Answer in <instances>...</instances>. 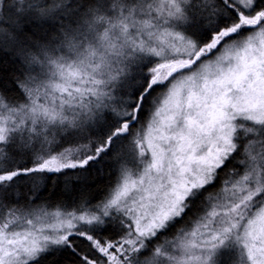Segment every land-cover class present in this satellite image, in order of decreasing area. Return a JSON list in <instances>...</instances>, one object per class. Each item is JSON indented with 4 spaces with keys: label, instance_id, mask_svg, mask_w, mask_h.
<instances>
[{
    "label": "snow or ice",
    "instance_id": "obj_1",
    "mask_svg": "<svg viewBox=\"0 0 264 264\" xmlns=\"http://www.w3.org/2000/svg\"><path fill=\"white\" fill-rule=\"evenodd\" d=\"M0 264H264V0H0Z\"/></svg>",
    "mask_w": 264,
    "mask_h": 264
},
{
    "label": "trees",
    "instance_id": "obj_2",
    "mask_svg": "<svg viewBox=\"0 0 264 264\" xmlns=\"http://www.w3.org/2000/svg\"><path fill=\"white\" fill-rule=\"evenodd\" d=\"M55 209L53 208V209H50V211H54Z\"/></svg>",
    "mask_w": 264,
    "mask_h": 264
},
{
    "label": "rangeland",
    "instance_id": "obj_3",
    "mask_svg": "<svg viewBox=\"0 0 264 264\" xmlns=\"http://www.w3.org/2000/svg\"><path fill=\"white\" fill-rule=\"evenodd\" d=\"M55 211V210H54Z\"/></svg>",
    "mask_w": 264,
    "mask_h": 264
}]
</instances>
